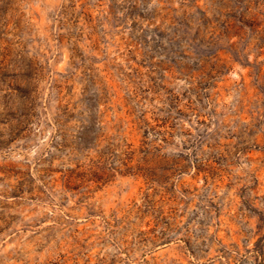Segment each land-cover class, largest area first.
<instances>
[{
  "label": "rangeland",
  "instance_id": "1",
  "mask_svg": "<svg viewBox=\"0 0 264 264\" xmlns=\"http://www.w3.org/2000/svg\"><path fill=\"white\" fill-rule=\"evenodd\" d=\"M0 264H264V0H0Z\"/></svg>",
  "mask_w": 264,
  "mask_h": 264
}]
</instances>
